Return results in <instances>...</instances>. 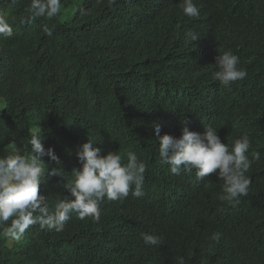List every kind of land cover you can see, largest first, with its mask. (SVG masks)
Masks as SVG:
<instances>
[{
  "label": "trees",
  "instance_id": "obj_1",
  "mask_svg": "<svg viewBox=\"0 0 264 264\" xmlns=\"http://www.w3.org/2000/svg\"><path fill=\"white\" fill-rule=\"evenodd\" d=\"M30 2L0 0L13 27L0 38V155L10 144L30 150L37 131L61 161L48 168L45 157L40 186L54 207L74 199L63 185L89 139L102 155L134 152L146 164L145 195L105 198L98 222L72 214L62 232L37 224L19 242L0 235V264H264V0H194L196 18L181 0H61L56 18L22 22ZM218 48L247 71L227 89L212 78ZM182 119L198 133L215 127L229 145L249 136L247 155L259 159L235 206L219 199L215 174L175 176L160 161L153 124L179 137ZM51 168L59 174L48 177ZM142 233L162 243L146 245Z\"/></svg>",
  "mask_w": 264,
  "mask_h": 264
},
{
  "label": "clouds",
  "instance_id": "obj_2",
  "mask_svg": "<svg viewBox=\"0 0 264 264\" xmlns=\"http://www.w3.org/2000/svg\"><path fill=\"white\" fill-rule=\"evenodd\" d=\"M11 2L14 4L16 0ZM180 10L189 18L200 14L194 0H181ZM26 11L28 15L22 22L30 23L38 18L51 20L59 15L61 0H31ZM79 11L82 16L89 14V10L83 8ZM44 32L52 35L48 27ZM12 35L13 27L7 15L0 12V38ZM186 36L190 42L199 38L194 31H189ZM217 53L216 70L212 74L214 81L227 89L247 77L246 69L238 67L240 58L237 55L219 48ZM181 124L179 137L161 136V125L153 124L160 161L168 165L170 173L175 176L195 170L196 180L202 181L215 174L223 182L219 199L235 206L239 197L248 194L251 179L246 174L253 160L259 159L257 152H253L251 160L247 155L251 147L249 136L243 134L229 145L222 143L218 130L211 125H204L203 133H198L189 130L187 120L182 119ZM27 143L30 150L22 152L15 144H10L0 155V235L10 241L19 242L25 232L37 224L41 229L62 232L72 214L79 220L91 217L98 222L101 218L100 203L105 198L123 201L129 194L136 198L145 195L146 164L134 152H127L126 158H122L118 151L102 155L101 148L95 147L96 143L88 139L76 151L80 168L73 169L72 179L63 185L74 199H62L50 207L40 190L46 177L45 157L48 158V168L52 162L60 165L61 161L52 147L45 148L37 131L33 130ZM59 171V168H51L47 176L58 175ZM141 236L146 245L162 243L161 237L148 233ZM219 236V233H214L210 239L217 240ZM178 264H185L183 257L178 258Z\"/></svg>",
  "mask_w": 264,
  "mask_h": 264
},
{
  "label": "rangeland",
  "instance_id": "obj_3",
  "mask_svg": "<svg viewBox=\"0 0 264 264\" xmlns=\"http://www.w3.org/2000/svg\"><path fill=\"white\" fill-rule=\"evenodd\" d=\"M3 154H4V152L1 155H3Z\"/></svg>",
  "mask_w": 264,
  "mask_h": 264
}]
</instances>
